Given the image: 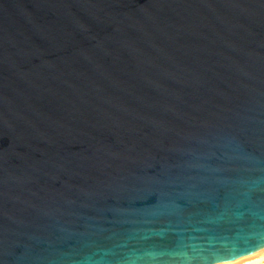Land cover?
Returning <instances> with one entry per match:
<instances>
[{"label":"water","instance_id":"1","mask_svg":"<svg viewBox=\"0 0 264 264\" xmlns=\"http://www.w3.org/2000/svg\"><path fill=\"white\" fill-rule=\"evenodd\" d=\"M264 253V0H0V264Z\"/></svg>","mask_w":264,"mask_h":264},{"label":"bare ground","instance_id":"2","mask_svg":"<svg viewBox=\"0 0 264 264\" xmlns=\"http://www.w3.org/2000/svg\"><path fill=\"white\" fill-rule=\"evenodd\" d=\"M217 264H264V253L258 256H255V257H251V258H247V259H243L239 261L224 262V263H217Z\"/></svg>","mask_w":264,"mask_h":264}]
</instances>
